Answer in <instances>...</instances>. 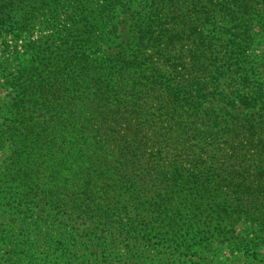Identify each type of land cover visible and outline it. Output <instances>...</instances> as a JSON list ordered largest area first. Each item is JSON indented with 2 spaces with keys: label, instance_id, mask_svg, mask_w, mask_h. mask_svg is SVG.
I'll return each mask as SVG.
<instances>
[{
  "label": "rangeland",
  "instance_id": "obj_1",
  "mask_svg": "<svg viewBox=\"0 0 264 264\" xmlns=\"http://www.w3.org/2000/svg\"><path fill=\"white\" fill-rule=\"evenodd\" d=\"M128 1L127 10H116L111 22L102 15L91 34L89 27L99 19L95 0H85L97 12L89 20H81L77 0H69L57 10L30 15L18 31L0 39V110L18 125L11 150L20 154L0 172V191H6L1 196L19 193L0 204V264H14L6 258L17 256L18 244L29 256L20 264H231L226 260L231 244L247 233L245 218L220 220L215 214L219 205L245 209V196L236 188L213 190L214 205L197 198L199 209L189 210L191 203L180 188L163 179L164 157L138 154V168L128 176L136 175L134 184L142 189L138 205L130 200L133 193L121 189V163H111L110 157L102 161V136L91 107L104 79V58L130 47L132 18L142 8L137 6L141 0ZM254 5L262 12L263 3ZM113 23L116 37H104L102 30L108 33ZM82 56L86 60L79 63ZM13 104L19 106L17 117L11 114ZM153 201H161L173 217L150 211ZM117 226L136 239L132 247L115 236ZM170 231L177 232V241L187 240L188 247L176 248L171 238L166 243ZM138 232L144 234L142 240L136 238ZM45 235L50 240L41 245ZM196 236L206 240L203 246ZM241 241L244 247L245 239ZM253 241L264 254V219ZM259 259L239 264H264Z\"/></svg>",
  "mask_w": 264,
  "mask_h": 264
},
{
  "label": "trees",
  "instance_id": "obj_2",
  "mask_svg": "<svg viewBox=\"0 0 264 264\" xmlns=\"http://www.w3.org/2000/svg\"><path fill=\"white\" fill-rule=\"evenodd\" d=\"M67 1L0 0V39L18 31L30 15L57 10ZM128 2L95 0L99 19L89 27V34L101 25L102 15L111 22L116 10H127ZM261 3L264 0H141L137 6L142 9L132 18L130 47L104 58V79L91 107L102 136V161L110 157L111 163H121L117 176L122 191L133 193L131 201L142 203L138 196L142 189L134 184L137 176H128L130 169L138 168V154L146 153L164 157L163 179L180 188L191 203L189 210L199 209L197 198L214 205L212 192L223 187L236 188V193L245 196V209L219 205L215 213L223 217L220 220L245 218L247 233L235 238L226 258L231 264L264 258L253 241L264 219V7L259 12L254 5ZM76 5L81 20L97 13L85 0H77ZM216 16L220 21H215ZM116 25L108 33L102 30L103 36L116 37ZM85 60L78 58L79 63ZM11 109L17 117L19 106L13 104ZM0 117L1 172L13 166L20 154L11 150L18 125L10 123L13 120H7L1 110ZM3 193L2 205L19 195ZM148 209L159 217H173L161 201L148 204ZM21 211L14 210V214ZM79 216L85 219L86 214ZM176 233L170 231L165 242L171 238V245L186 249L188 241H177ZM115 236L129 247L135 244L124 227L117 226ZM142 236L138 232L136 238L142 240ZM47 237L41 238V245L47 244ZM196 238L199 245L205 244L206 240ZM213 240L220 244L216 236ZM20 246L15 258L6 259L14 264L25 260L28 254Z\"/></svg>",
  "mask_w": 264,
  "mask_h": 264
}]
</instances>
